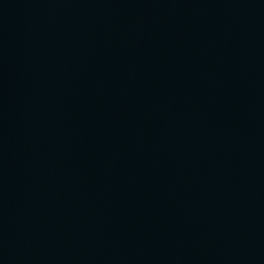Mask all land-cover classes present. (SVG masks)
I'll return each mask as SVG.
<instances>
[{"label": "water", "instance_id": "obj_1", "mask_svg": "<svg viewBox=\"0 0 264 264\" xmlns=\"http://www.w3.org/2000/svg\"><path fill=\"white\" fill-rule=\"evenodd\" d=\"M0 264H264V0H0Z\"/></svg>", "mask_w": 264, "mask_h": 264}]
</instances>
